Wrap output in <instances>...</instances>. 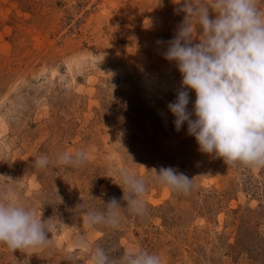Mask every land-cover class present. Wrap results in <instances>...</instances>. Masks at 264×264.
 Listing matches in <instances>:
<instances>
[{"label":"rangeland","instance_id":"rangeland-1","mask_svg":"<svg viewBox=\"0 0 264 264\" xmlns=\"http://www.w3.org/2000/svg\"><path fill=\"white\" fill-rule=\"evenodd\" d=\"M159 3L0 0V175L53 223L48 247L26 259L0 248V264H89L77 247L85 232L115 255L140 248L163 264H264V168L225 166L199 151L187 124L175 130L167 105L181 76L163 52L184 14L180 0ZM77 150L88 154L83 168L34 166ZM162 167L194 178L190 192L157 184ZM122 169L144 178L146 214L86 229L80 203L125 206Z\"/></svg>","mask_w":264,"mask_h":264},{"label":"clouds","instance_id":"clouds-1","mask_svg":"<svg viewBox=\"0 0 264 264\" xmlns=\"http://www.w3.org/2000/svg\"><path fill=\"white\" fill-rule=\"evenodd\" d=\"M179 4L177 12L184 14V20L163 52L181 76L176 98L167 105L175 130L187 124V134L194 137L199 151L225 166L264 168V0H180ZM87 162V152L77 150L58 152L51 159L41 155L34 166L83 168ZM152 171L155 182L170 192L187 195L193 186L194 178L172 167ZM117 175L125 206L115 198L103 202L102 210L80 203L73 212L83 214L86 229H116L122 211L146 214L144 178L131 169ZM7 181L13 180L0 175V248L12 255L19 251L26 259L50 245L52 217L43 219L42 212ZM56 196L62 202L57 192ZM77 247L88 254L89 264H163L158 253L140 248L115 255L104 246L91 245L86 232L79 235Z\"/></svg>","mask_w":264,"mask_h":264}]
</instances>
